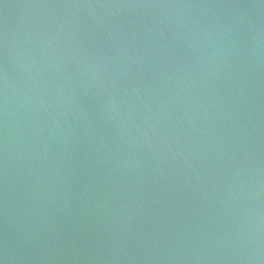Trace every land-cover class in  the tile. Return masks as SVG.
<instances>
[{
	"label": "water",
	"instance_id": "95a60500",
	"mask_svg": "<svg viewBox=\"0 0 264 264\" xmlns=\"http://www.w3.org/2000/svg\"><path fill=\"white\" fill-rule=\"evenodd\" d=\"M0 264H264V0H0Z\"/></svg>",
	"mask_w": 264,
	"mask_h": 264
}]
</instances>
